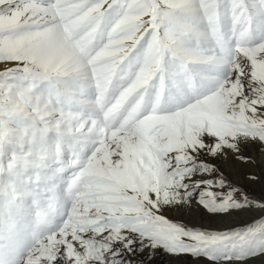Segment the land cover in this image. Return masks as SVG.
<instances>
[{"label": "snow or ice", "instance_id": "snow-or-ice-1", "mask_svg": "<svg viewBox=\"0 0 264 264\" xmlns=\"http://www.w3.org/2000/svg\"><path fill=\"white\" fill-rule=\"evenodd\" d=\"M0 70L79 106L75 132H104L113 168L150 120L158 161L142 194L89 203L69 176L93 158L105 166L95 140L5 159L0 132V264L264 257V0H20L0 12ZM116 79L110 109L126 108L129 127L109 139L101 101ZM209 99L219 126L191 118ZM249 210L262 214L243 226L192 222Z\"/></svg>", "mask_w": 264, "mask_h": 264}, {"label": "rangeland", "instance_id": "rangeland-1", "mask_svg": "<svg viewBox=\"0 0 264 264\" xmlns=\"http://www.w3.org/2000/svg\"><path fill=\"white\" fill-rule=\"evenodd\" d=\"M19 2L20 0H13V3L11 5H7L4 8L0 9V12L8 11L9 9L19 4ZM0 73H2V70L0 71ZM120 83L121 81L118 79L113 81V84L109 86L108 91L105 93L101 103L106 101L107 97H111L110 103L114 102L115 98L113 97H115L116 93L118 92ZM54 96L55 95L50 96L47 90L45 89V87L42 84H40L38 81L32 82L29 80L26 83L24 79L19 76H15L12 79L5 80L4 74H0V122H2L0 123V132H3L8 137V140L6 141L7 147L14 144L12 150H9L10 156L8 158H10L13 153L22 155L23 152L32 151L34 153L37 149H44V148L48 149L50 153H53L55 151V144H54L55 141L56 144L59 143L62 153L65 154L64 156L66 157L68 151L66 150V147L62 142L63 140H65V136H66L64 132L67 133L68 131H70L71 134L77 137L76 133H74L75 132L74 127H76L77 125L73 124L74 121L70 119L71 117L70 118L67 117L69 116V111L66 109L68 108L70 109L72 106L76 107L77 105L66 103L63 104V108L60 109L58 105L63 103L64 102L63 100L58 101L57 98L55 97L52 103H49L48 101ZM213 103L214 101L211 99L204 101L203 108L197 109L196 111L192 112L191 118L193 120H198V121L207 120L209 122L210 127L219 126L212 111ZM48 109L55 112L56 111H60L61 113L64 112V114L67 115L60 122L63 126H60L59 123H55V122L52 124L53 127L46 126L44 121L49 122L50 119L49 118L50 116H48L47 114ZM74 112L80 113L81 111L79 112V110L77 111L74 110L72 113ZM49 115H52V113H50ZM119 115L120 116L118 117V121L124 120L123 121L124 123L122 124L121 127L122 128L126 127V129L123 130L124 132H126L128 131V127H129L128 126L129 122L128 120L125 119V117L128 116L127 109L120 108ZM68 118L71 124H67ZM38 121L40 123L42 122L44 126H42ZM14 122L19 123L24 130L23 131L7 130L6 124L9 128L20 129L19 125ZM45 126L48 129L51 128L49 129L50 136L47 134V130H45L46 128ZM142 127L146 129L145 132L147 135L143 137V133H142L141 138L137 140L135 146L128 145L124 148L125 150L127 149L128 153L125 154L126 156L121 157L122 163L119 164V166L121 167L115 169L112 172V174L109 170L110 175H105L106 179L109 180L110 184L105 188L103 193L98 191L99 192L98 195L102 194V197H100L98 201H96L97 204L100 205L113 204L112 200L110 199L104 200V197L107 193L111 191L115 183H116L115 189L117 190L119 188L126 189L128 190L126 192L127 196H131V197L140 195L138 192L143 193L145 190L149 188L151 183H154L156 176L155 169L156 166L158 165V161L155 158L153 152L154 146L151 144V139H150L152 122L150 120L145 121L143 122ZM55 133L57 135L58 133H60L61 140L59 138V135L58 137H55L56 136ZM125 134H127V132ZM82 135L83 137H85V139L80 140L81 146L84 148H89V147L91 148L93 144L87 138V136H89L90 134L85 131L83 134H78V137ZM51 136L53 137L52 139L55 140L54 142L51 139ZM132 149H135V151L133 152L134 156L131 158L130 152H132ZM3 151H4L3 152L4 156L5 154H8V151H5L4 147H3ZM48 163L51 165V163H53L52 159H50ZM135 163H138V166L135 165ZM93 166L94 168L98 167V165H93ZM51 168H55V167L51 166ZM17 171H19V168L17 169ZM28 171L30 174L32 170L29 169ZM88 174L90 175V173ZM79 178L80 177H78L76 180V185H73V189L77 190L76 192L77 194L80 192L81 188L83 187L81 183L82 181ZM113 179L115 180V183ZM131 184H136L135 187H137V189L135 188L131 189L132 188L130 186ZM248 190L250 194H254L256 196L260 195V189L258 185L250 186ZM123 197L124 200L125 196ZM196 218L200 222L204 223V220L201 219L200 217H196ZM232 263L234 264L237 262L233 261L231 262V264Z\"/></svg>", "mask_w": 264, "mask_h": 264}, {"label": "bare ground", "instance_id": "bare-ground-1", "mask_svg": "<svg viewBox=\"0 0 264 264\" xmlns=\"http://www.w3.org/2000/svg\"><path fill=\"white\" fill-rule=\"evenodd\" d=\"M12 3H13V0H11V2H6L4 4H0V9L4 8L7 5H11ZM53 104H54V102H53ZM58 107L60 108L59 105H58ZM102 107L104 108L105 111H109V113H110L109 117H108V119L109 118L110 119H109V121L107 119L106 125H107V130L109 131L108 138L111 139V137L113 135H116L117 133H121L120 132L121 128L114 123V119H113V115L117 111V109H110V106L109 107L102 106ZM71 108H73L75 111H77V110H79V112L82 111V109H78V108H80L78 106H76V107L72 106ZM50 113H52V115H49ZM47 114H48V116H50L49 122L44 121V123L46 124L47 127H53L52 124L54 122L59 123L60 126H63L60 122H61V120L64 119V117L67 116L66 114H64V112L63 113H61L60 111L55 112V111H51L50 109H48ZM67 117L70 118V116H67ZM69 118L67 120V124H71ZM41 119H42V117H41ZM41 119H40V121H41ZM84 119H89V118L87 116H84ZM64 121H66V120H64ZM76 123H78V122L76 121ZM76 123H75V121L73 122V124L77 125ZM49 129H51V128H49ZM16 130H19V129H16ZM145 130L146 129L143 128V137L147 135ZM126 132H123V134H125ZM74 133H76V132H74ZM55 135H56L55 137H58V135H59V138L61 140L60 133H58V135L55 133ZM65 135H67V134H65ZM76 136L78 137V133H76ZM53 137H54V135H53ZM53 137L51 136V138H53ZM87 138L89 139V141L92 142V144H93L94 140L97 142L95 147L99 148L100 153H101V159L104 162L105 166L101 167L96 162L95 158H93L91 161L85 163L86 166H84L81 169L80 173L78 172L75 175L69 176V180H70V182L74 183V184L72 183V185H76V180L78 177H80L79 179H81V181H82L81 183H82L83 187L81 188V190L78 194L76 193L77 190L75 189L74 190V196H77L78 198H81V199H85L89 203H93V202L96 203V201H98V199L100 197H102V194L98 195V193H99L98 191L103 193L105 188L110 184L109 180L106 179L105 175H110L109 170L112 174V172L115 169H117L121 166H118L116 168L111 167V165L109 163V153H108V149H107L106 143H105L104 132H100L99 135H95V136L89 135V136H87ZM82 142H84V141H82ZM93 147H94V145H92L91 148H93ZM134 151H135V149H132V152H130L131 158L134 156V153H133ZM126 153H128L127 149L126 150L124 149L122 156H126L125 155ZM130 153H129V156H130ZM63 155H65V154H63ZM67 155H68V153H67ZM67 155H66V157H67ZM93 165H98V167L94 168ZM135 165L138 166V163H135ZM50 166L56 167V165L54 163H51ZM88 173H90V175ZM155 180H156V176H155ZM114 183H115V180H114ZM115 187H116V183H115L114 187L111 189V191L109 193H107L104 197V200L105 199L112 200L113 204L123 201V198H124L123 196H125L126 192L128 191L126 189H120V188L117 190V189H115ZM131 189H134V188H131ZM138 193L142 194V192H138ZM81 194H83V195H81ZM261 214L262 213L260 212V210H249L247 212L234 213L230 216H225V217L204 218L203 219L204 223L197 220L196 217H193L192 221H195L194 223H197L202 227H208V228H214L217 230H222V229H226V228L243 226L244 224L249 223L251 220H253L255 217H258ZM173 264H176V262H173ZM234 264H239V262L234 263ZM248 264H264V257L254 256L251 258L250 261H248Z\"/></svg>", "mask_w": 264, "mask_h": 264}]
</instances>
